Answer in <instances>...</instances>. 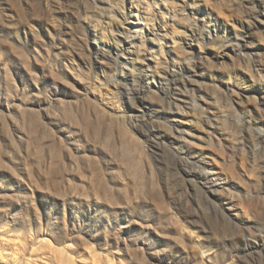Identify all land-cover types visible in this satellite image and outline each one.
Wrapping results in <instances>:
<instances>
[{"label":"rangeland","instance_id":"1","mask_svg":"<svg viewBox=\"0 0 264 264\" xmlns=\"http://www.w3.org/2000/svg\"><path fill=\"white\" fill-rule=\"evenodd\" d=\"M120 1L0 0V264H264V0Z\"/></svg>","mask_w":264,"mask_h":264},{"label":"bare ground","instance_id":"2","mask_svg":"<svg viewBox=\"0 0 264 264\" xmlns=\"http://www.w3.org/2000/svg\"><path fill=\"white\" fill-rule=\"evenodd\" d=\"M131 1H134V0H131ZM171 0H161V4H163L164 6H166V12H162V17H161V19H162V21H163V23L165 24H167V27L170 25V24H175L176 22L177 23H179L180 22V25H185V19H186V17H187V15L185 16L184 15V17H181V18H179V17H177V15L178 14H176V10H174L173 8H169L168 6H169V2H170ZM107 4V3H106ZM118 4H120L121 5V1L120 0H118ZM122 4H125V3H122ZM148 11V9H145V12H147ZM136 17L138 18V20H139V24L140 25H143L142 26V29L144 30H140V31H138V34H137V36H138V39H139V44H140V46L141 47H143L144 46V40H145V30L146 29H149L148 28V26L149 25H151V21H152V19H151V16H150V13L148 12V13H146V19H145V17H142V16H138V15H136ZM145 21V23H143V21ZM170 23V24H169ZM173 43H177L176 41H174ZM158 46L160 45V47L162 48V44L161 43H158L157 44ZM140 51H141V49H140ZM258 74L260 75V72H258ZM262 84H264V79H263V83ZM158 88L160 87V86H157ZM262 89H264L263 87H262ZM197 90H195L194 89V92H190V91H185V93H183L184 95H183V97H182V99H183V102H185V103H187V101H189L190 100V102H191V105H192V111L196 114V115H198L196 118H197V122H196V120H194L193 122H191V125L192 126H195V127H201V128H203V124L204 125H206V126H208L209 128H214V129H216V131H217V129L218 130H220V131H222L223 130V124H220V125H214L213 123H212V120H211V118L208 116L206 119L203 117V115H201L200 114V112L198 113V111H200V109H201V111H202V106H201V104L200 103H198V99H200V100H202L203 98V95H202V97L201 96H197L196 95V92ZM186 96V97H185ZM171 105V102L169 101V106ZM177 109H181L180 107H179V104H177ZM214 113V115H216V113L215 112H213ZM177 114H181V115H184L183 113H181V112H177ZM178 117V116H177ZM222 117V116H221ZM218 120L217 121H219L220 120V116H219V118H217ZM200 124V125H199ZM192 127H190V128H183V127H177V126H175V127H173V134H176V135H178V137H181V138H183V139H187L188 137L187 136H190V137H194L193 135H192V133L190 132V130L189 129H191ZM203 129H205V128H203ZM207 129V128H206ZM207 131V130H206ZM209 131V130H208ZM210 133H212L213 134V132H210L209 131V134ZM228 132H225L224 130H223V134L224 135H226ZM261 135L263 134V133H260ZM230 136V135H229ZM195 138V137H194ZM211 140V139H210ZM207 164V163H206ZM217 166V165H216ZM195 171L193 170L191 173L193 174ZM198 175H199V177H201L202 179H204V180H207V181H209L210 183L211 182H213L214 183V185L216 186V185H219V184H221V178H219L220 176L218 175V173H217V170H216V168L214 167H208V166H203V167H199V171L198 172H196ZM212 176H215V177H217V178H215V177H213L212 178ZM211 177V178H210ZM212 184V183H211ZM249 192H247V194H248ZM240 205H241V207H242V211L244 212V213H246L247 211H248V204L247 203H240Z\"/></svg>","mask_w":264,"mask_h":264}]
</instances>
